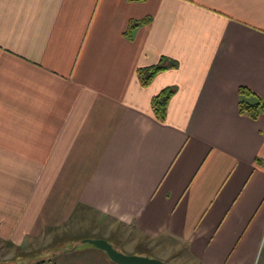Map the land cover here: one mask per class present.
<instances>
[{"label": "crops", "instance_id": "crops-1", "mask_svg": "<svg viewBox=\"0 0 264 264\" xmlns=\"http://www.w3.org/2000/svg\"><path fill=\"white\" fill-rule=\"evenodd\" d=\"M240 88L264 100V0H0V241L41 250L83 210L163 262L264 264V114Z\"/></svg>", "mask_w": 264, "mask_h": 264}, {"label": "rangeland", "instance_id": "rangeland-1", "mask_svg": "<svg viewBox=\"0 0 264 264\" xmlns=\"http://www.w3.org/2000/svg\"><path fill=\"white\" fill-rule=\"evenodd\" d=\"M93 217L91 212L83 210L82 213L77 212L62 229H59V236L54 237L53 242H47L45 238L41 250L37 248L18 250L0 241V264H32L49 260L55 264H113L107 253L99 251L96 246L85 241L97 239L101 234L114 241L115 243L111 244L120 252L151 257L141 251L142 247L134 241L125 226L99 225ZM153 249L152 254L160 255L159 248ZM175 255L178 258L182 257L179 253ZM165 263L182 264V259L173 258L170 254L166 257Z\"/></svg>", "mask_w": 264, "mask_h": 264}, {"label": "trees", "instance_id": "trees-1", "mask_svg": "<svg viewBox=\"0 0 264 264\" xmlns=\"http://www.w3.org/2000/svg\"><path fill=\"white\" fill-rule=\"evenodd\" d=\"M149 21L150 18H146L141 21H132L128 32L130 33L139 25L146 24ZM177 66L178 63L176 61L171 60L170 58L167 57H162L158 64L139 69L138 76L141 85L143 87H148L158 74L172 68H177ZM174 94H175V89L173 87H168L162 90L157 96L153 98L152 108L156 118L160 122L166 121L169 101ZM239 111L241 115L247 116L253 120H257L262 114H264V100L261 97H259L257 94L252 92L250 89L240 88ZM111 262L113 264H116L112 260ZM38 264H55V263H53L52 260H49V261L40 262Z\"/></svg>", "mask_w": 264, "mask_h": 264}, {"label": "water", "instance_id": "water-1", "mask_svg": "<svg viewBox=\"0 0 264 264\" xmlns=\"http://www.w3.org/2000/svg\"><path fill=\"white\" fill-rule=\"evenodd\" d=\"M85 241L96 246L98 249L105 251L109 258L116 264H166L157 258L129 255L120 252L105 239H87Z\"/></svg>", "mask_w": 264, "mask_h": 264}]
</instances>
